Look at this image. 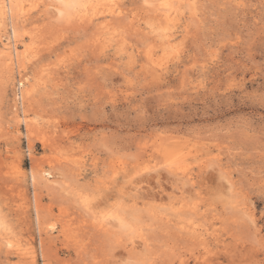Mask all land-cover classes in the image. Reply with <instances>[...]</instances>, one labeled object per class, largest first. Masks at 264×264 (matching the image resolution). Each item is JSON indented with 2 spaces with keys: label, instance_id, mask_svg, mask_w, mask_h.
Masks as SVG:
<instances>
[{
  "label": "rangeland",
  "instance_id": "obj_1",
  "mask_svg": "<svg viewBox=\"0 0 264 264\" xmlns=\"http://www.w3.org/2000/svg\"><path fill=\"white\" fill-rule=\"evenodd\" d=\"M20 1L0 264H264V0Z\"/></svg>",
  "mask_w": 264,
  "mask_h": 264
},
{
  "label": "bare ground",
  "instance_id": "obj_2",
  "mask_svg": "<svg viewBox=\"0 0 264 264\" xmlns=\"http://www.w3.org/2000/svg\"><path fill=\"white\" fill-rule=\"evenodd\" d=\"M63 2V4H71V5H74V7H66V8H76V7H82V11L84 12L83 13V16L82 17H90V15L88 14L89 13V11H93V13H95L94 11H97V9H96V7H97V4L99 3V0H62ZM56 2H57V0H56ZM102 2V1H101ZM105 2V1H104ZM61 3V2H60ZM61 3V4H62ZM62 4V5H63ZM156 4V3H155ZM49 7V6H48ZM63 7V6H62ZM154 7V6H153ZM59 8V7H58ZM64 8V7H63ZM101 8V7H100ZM23 10L24 8L23 7H21V1L20 0H0V27H1V23H2V18H3V15H4V13L6 12V11H8L9 12V14H10V22L9 23H11V33H10V35H9V37H8V39L10 40V39H12V45H10V41L8 40L7 42H4V43H2V45H0V62L2 63V65L1 66H3L4 68H6V69H8L9 70V68H10V65L12 64L11 63V61H13V63H14V65H16L17 67H21V69H24L25 68V65H24V63H23V61H22V59H21V57L19 56V54L17 53V48H16V42H18V41H16L15 42V38H17V31H18V28H17V23L18 22H23V21H25V20H27V16H28V13L26 12V11H22V12H20V10ZM102 9V8H101ZM159 9H161V8H158V10ZM163 9V12H162V17L163 18H165V20H170L171 19V16H172V13H173V10H171V7H164V8H162ZM44 11V10H43ZM63 12H65V11H63V10H59V14H61V13H63ZM116 11H114V10H111V11H109V14H114ZM119 12V11H118ZM117 12V13H118ZM57 13V12H56ZM67 13V12H66ZM105 13V12H104ZM43 14V13H42ZM122 16H123V14H122ZM41 17V16H40ZM70 17V16H69ZM110 18V17H109ZM108 18V19H109ZM102 19V18H101ZM43 21V20H42ZM92 22V21H91ZM84 24V23H83ZM85 26H86V24H85ZM31 27V26H30ZM33 29V28H32ZM35 29V28H34ZM39 31V30H38ZM113 31V30H112ZM10 32V31H9ZM126 32V31H125ZM7 35V34H6ZM141 35V34H140ZM146 36V35H145ZM4 38H6V37H4ZM153 39V38H152ZM3 41V40H2ZM1 41V42H2ZM167 41H169V38H167ZM92 45V44H91ZM20 51V50H19ZM12 56H13V60H12ZM0 63V64H1ZM159 71V70H158ZM23 79H25V74H22V80H21V77H20V79H19V84H20V86L22 87L24 84H23ZM18 82V81H17ZM25 83V82H24ZM19 86V87H20ZM24 87V86H23ZM22 87V88H23ZM22 88H20V97H21V99H25V98H28V96L30 97V91H31V89L29 90V89H27V88H25V89H23L22 90ZM25 96V97H24ZM31 99V98H30ZM18 100V99H17ZM14 109V108H13ZM21 111V110H20ZM22 113V112H21ZM24 119V118H23ZM28 126V125H27ZM31 126V125H30ZM29 127V126H28ZM35 128V127H34ZM31 130H33V129H31ZM30 130V131H31ZM49 137L51 138V136L49 135ZM54 137V136H53ZM48 138V137H47ZM46 139V138H45ZM53 139H55V138H53ZM29 147H31V146H29ZM28 147V148H29ZM142 147V146H141ZM140 147V148H141ZM145 147V146H144ZM151 147V146H150ZM142 152V151H141ZM64 162V161H63ZM171 162H175V161H171ZM208 163V162H207ZM66 164V163H65ZM70 165V164H69ZM180 165V164H179ZM163 168V167H162ZM166 170V169H165ZM167 171V170H166ZM219 171H222L221 169L219 170ZM51 172V171H50ZM53 174H54V172H53ZM170 174V173H169ZM30 175H31V180L33 181V180H35L37 177H40L41 179L42 178H44L45 179V175H49V173H47L46 172V174H45V172H41V171H39L38 170V168L37 169H30ZM172 175V174H171ZM50 176V175H49ZM173 176V175H172ZM176 176V175H175ZM184 176V175H183ZM51 177H52V175H51ZM183 178V177H182ZM39 179V178H38ZM37 179V180H38ZM43 179V180H44ZM133 179V178H132ZM135 179V178H134ZM133 179V180H134ZM178 179H181V178H178ZM221 179H223L222 177H221ZM47 180V179H46ZM136 180V179H135ZM134 180V181H135ZM175 180H177V178L175 179ZM185 180V179H184ZM45 181V180H44ZM60 181V180H59ZM187 180H185V182H186ZM56 182H58V181H56ZM118 181L116 180V183H117ZM33 183V182H32ZM35 183V182H34ZM134 183V182H133ZM178 183V182H177ZM220 183V182H219ZM222 184H223V182H222ZM221 184V185H222ZM229 184V183H228ZM188 185V184H187ZM127 186V185H126ZM125 186V187H126ZM184 186V185H183ZM180 187V186H179ZM130 188V187H129ZM138 188V187H137ZM174 190V189H173ZM128 191V190H127ZM130 192V191H129ZM133 194V193H132ZM134 196V195H133ZM36 203V202H35ZM34 203V204H35ZM35 205H37V207L36 208H38V204L36 203ZM186 208V207H185ZM184 210V209H183ZM191 210V209H190ZM49 212H51V211H49ZM199 212V211H198ZM48 213V212H47ZM38 215V214H37ZM48 216V215H47ZM50 216H52L51 214H50ZM50 216H49V218H50ZM26 217V216H25ZM53 218V217H52ZM112 218V217H111ZM45 219H47V218H45ZM48 220V219H47ZM50 221V220H49ZM108 221V220H107ZM114 221V220H113ZM45 222V221H44ZM116 224V223H115ZM96 226V225H95ZM123 226V225H122ZM94 227V226H93ZM119 228V227H118ZM100 229V228H99ZM3 230V229H2ZM39 230H40V228H39ZM42 230V229H41ZM96 230H98V229H96ZM61 231V230H60ZM1 232H3V231H1ZM184 232V231H183ZM187 232V231H186ZM44 235H45V232H44ZM47 235V234H46ZM50 235V234H49ZM41 237H43V236H40V240H41ZM53 237V236H52ZM199 237V236H198ZM49 239V238H48ZM48 239H47V241H48ZM30 240H32L31 238H30ZM49 241H50V239H49ZM111 241V240H110ZM40 242H42V241H40ZM31 243H33V242H31ZM47 243V242H46ZM53 243V242H52ZM42 244V243H41ZM44 244V243H43ZM42 244V245H43ZM54 244V243H53ZM45 245V244H44ZM50 245V244H49ZM33 246H34V244H33ZM47 246V245H46ZM35 247V246H34ZM44 247V246H43ZM43 247H41V248H43ZM47 247H49V246H47ZM136 247V246H135ZM141 247V246H140ZM45 248V247H44ZM44 248L42 249V251H44ZM143 249V248H142ZM49 250V249H48ZM36 251V250H35ZM45 251H47V249H45ZM37 252V251H36ZM32 253H34V252H32ZM42 254V253H41ZM54 254V253H53ZM32 255V254H31ZM44 255H48L47 253H45ZM43 255V256H44ZM56 255H57V253H56ZM33 256H31V258H32ZM35 258V257H34ZM56 258V257H55ZM54 258V259H55ZM60 258V257H59ZM174 258V257H173ZM181 258V257H180ZM30 259V258H29ZM53 259V260H54ZM57 259H58V257H57ZM61 259V258H60ZM28 260V259H27ZM35 260V259H34ZM45 262V261H44ZM47 263H49V262H47ZM46 262H45V264H47ZM62 263V262H61Z\"/></svg>",
  "mask_w": 264,
  "mask_h": 264
},
{
  "label": "snow or ice",
  "instance_id": "obj_3",
  "mask_svg": "<svg viewBox=\"0 0 264 264\" xmlns=\"http://www.w3.org/2000/svg\"><path fill=\"white\" fill-rule=\"evenodd\" d=\"M161 6H162V7H169V5L166 4V3H162ZM64 7H74V5H71V4H64ZM61 15H63V13H61Z\"/></svg>",
  "mask_w": 264,
  "mask_h": 264
}]
</instances>
